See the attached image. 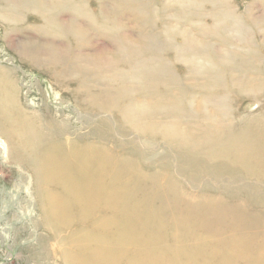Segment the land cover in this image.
I'll return each instance as SVG.
<instances>
[{
	"label": "bare ground",
	"instance_id": "6f19581e",
	"mask_svg": "<svg viewBox=\"0 0 264 264\" xmlns=\"http://www.w3.org/2000/svg\"><path fill=\"white\" fill-rule=\"evenodd\" d=\"M150 1L0 0L9 48L86 129L25 109L0 67V135L65 264H264V111L230 105L264 99V0Z\"/></svg>",
	"mask_w": 264,
	"mask_h": 264
},
{
	"label": "rangeland",
	"instance_id": "374dc122",
	"mask_svg": "<svg viewBox=\"0 0 264 264\" xmlns=\"http://www.w3.org/2000/svg\"><path fill=\"white\" fill-rule=\"evenodd\" d=\"M168 1L151 0L150 2L154 7H159L161 3ZM229 1L238 12H243L254 0ZM87 7L94 12L93 0H87ZM252 10L254 14H259V8L254 7ZM203 21L209 22V19H203ZM159 25L158 22L155 27H160ZM260 38L259 35L256 40L260 41ZM102 41L103 38H99L98 42ZM93 42V44L97 43L94 40ZM173 42L180 44L181 39L173 37ZM167 57L170 59L173 73L184 77L189 74L191 70L189 65L175 60L173 53L167 54ZM0 67L13 70L14 79L19 86V101L25 109L49 116L63 113V116L69 118L70 130L75 132L86 130L80 129L82 119H79L75 105L60 87L47 74L21 62L9 48L8 43L2 37L1 25ZM230 105L237 107L241 117L264 111V99L259 103L234 101ZM5 142L0 135V264H65L63 259L65 248L62 246H66L63 241L58 240H60L59 235L62 240L67 233L61 231L55 238L56 235L52 234V230L43 225L30 171L27 166L12 159ZM162 151L161 147L155 148L156 155H160ZM59 242L61 247H59ZM58 249L61 251L59 252Z\"/></svg>",
	"mask_w": 264,
	"mask_h": 264
}]
</instances>
